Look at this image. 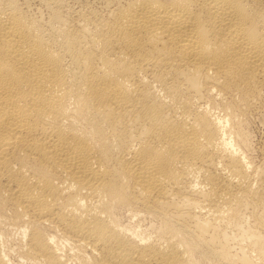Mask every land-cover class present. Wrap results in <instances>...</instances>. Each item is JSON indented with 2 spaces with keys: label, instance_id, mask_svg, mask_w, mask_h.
<instances>
[{
  "label": "bare ground",
  "instance_id": "1",
  "mask_svg": "<svg viewBox=\"0 0 264 264\" xmlns=\"http://www.w3.org/2000/svg\"><path fill=\"white\" fill-rule=\"evenodd\" d=\"M37 2L0 0V264H264V0Z\"/></svg>",
  "mask_w": 264,
  "mask_h": 264
},
{
  "label": "rangeland",
  "instance_id": "2",
  "mask_svg": "<svg viewBox=\"0 0 264 264\" xmlns=\"http://www.w3.org/2000/svg\"><path fill=\"white\" fill-rule=\"evenodd\" d=\"M18 1H20L22 3L29 2L28 3L29 6L31 7V9L33 8L32 11L33 10L36 11L35 9L39 8L38 7L39 2H37V0H28V1L27 0H25V1L24 0H18ZM73 1H76V2H74L75 6H77L80 3L77 7L73 6L76 9L78 7H84V6L85 7L91 6L93 8H96V9L99 8L100 9V8H102L103 3H104L103 1H105V0H83V1L82 0H72V1L70 0V3L72 5H74ZM95 2H96V4H95ZM252 118H251L252 120L250 121V124H249V133H250L251 147H252L251 148L252 151L250 152V154H251L252 161L255 160L253 163H255V162L257 163L260 160L262 161V159L264 157V122H262L263 118L260 119L261 117L257 116V118H256V116H253ZM254 119L255 120L257 119V120L255 121ZM259 122H261V123H259ZM261 161L258 162L259 165L262 164L263 161L262 162ZM256 163L254 165H258ZM142 224L147 226L148 222H146L147 225L145 224V222ZM143 225H142V227L146 228Z\"/></svg>",
  "mask_w": 264,
  "mask_h": 264
}]
</instances>
